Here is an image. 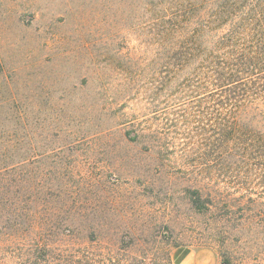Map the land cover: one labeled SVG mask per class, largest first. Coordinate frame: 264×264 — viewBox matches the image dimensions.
<instances>
[{"label": "rangeland", "instance_id": "rangeland-1", "mask_svg": "<svg viewBox=\"0 0 264 264\" xmlns=\"http://www.w3.org/2000/svg\"><path fill=\"white\" fill-rule=\"evenodd\" d=\"M145 9V0H0V207L53 248L75 230L111 250L149 239L170 254L264 264V197L200 167L211 144L198 143L192 115L168 124L149 106Z\"/></svg>", "mask_w": 264, "mask_h": 264}, {"label": "trees", "instance_id": "trees-1", "mask_svg": "<svg viewBox=\"0 0 264 264\" xmlns=\"http://www.w3.org/2000/svg\"><path fill=\"white\" fill-rule=\"evenodd\" d=\"M145 8L150 108L168 124L192 115L198 143L211 144L208 154L201 148L200 167L264 197V0H145ZM197 196L196 208L208 210ZM15 214L0 207V264H172L170 251L149 239L111 250L94 232L79 240L73 230L53 248L23 236L32 226Z\"/></svg>", "mask_w": 264, "mask_h": 264}, {"label": "crops", "instance_id": "crops-1", "mask_svg": "<svg viewBox=\"0 0 264 264\" xmlns=\"http://www.w3.org/2000/svg\"><path fill=\"white\" fill-rule=\"evenodd\" d=\"M170 257L172 264H216L214 253L207 249L178 248L171 252Z\"/></svg>", "mask_w": 264, "mask_h": 264}]
</instances>
